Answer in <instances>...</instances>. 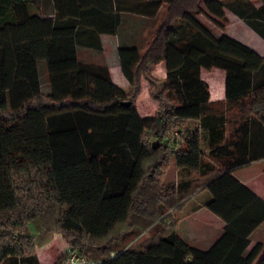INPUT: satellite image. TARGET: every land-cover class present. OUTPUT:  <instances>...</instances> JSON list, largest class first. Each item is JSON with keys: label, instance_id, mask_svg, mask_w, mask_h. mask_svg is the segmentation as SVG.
Returning <instances> with one entry per match:
<instances>
[{"label": "trees", "instance_id": "trees-1", "mask_svg": "<svg viewBox=\"0 0 264 264\" xmlns=\"http://www.w3.org/2000/svg\"><path fill=\"white\" fill-rule=\"evenodd\" d=\"M229 1L0 0V264H34L35 247L54 233L95 264H264V245L247 250L264 202L232 175L264 158V59L223 34V48L247 59L231 57L184 20L202 5L225 22ZM258 2L247 12L229 7L264 39ZM126 14L160 17L128 93L102 103L110 72L77 51H100L99 36L116 35ZM160 62L163 80L152 75ZM202 69L225 72L224 103L209 102ZM143 82L158 104L149 117L136 108ZM172 170L186 177L164 185ZM203 191L205 209L224 223L206 251L178 237L171 214Z\"/></svg>", "mask_w": 264, "mask_h": 264}, {"label": "crops", "instance_id": "crops-1", "mask_svg": "<svg viewBox=\"0 0 264 264\" xmlns=\"http://www.w3.org/2000/svg\"><path fill=\"white\" fill-rule=\"evenodd\" d=\"M132 17H138L140 19H150L143 16H135L126 14L123 16V21L119 31L116 35L102 34L99 36L101 50L95 51L90 49L79 48L78 58L84 64L104 65L110 72V83L107 91L111 90L112 93L117 95H126L130 88V81L128 73L126 71V59H132L133 52L137 44V38L142 30L138 25H134V19ZM228 18V16H226ZM139 21V20H138ZM251 31L259 40L261 47L256 49L246 44L249 49L254 51L260 58L264 59V39H262L257 33L249 28L245 23L240 24ZM240 42V41H239ZM243 44V43H242ZM255 49V50H254ZM130 62V61H129ZM136 63V61H135ZM128 64V63H127ZM159 68V69H158ZM156 69L160 70L159 75H156ZM154 78L158 80L165 79V64L160 62L156 65L152 72ZM200 77L203 82L208 86L209 102L211 103H224L225 102V72L221 69L205 70L202 69ZM144 83H142V90L144 89ZM141 90V92H142ZM152 103L157 105L156 102ZM228 113L224 111V114ZM149 117V116H141ZM231 125H225V132L228 135L232 127ZM203 137V143L201 150L203 152L204 161L209 160V153L211 151L208 146L209 131L208 129H201ZM256 143L262 144V139ZM224 144V141L223 143ZM258 144V145H259ZM260 144V145H261ZM264 147V146H262ZM232 175L236 178L244 187H246L251 193L257 196L262 202H264V158L258 159L246 165L243 168L235 170ZM210 199V195L207 191L200 192L194 195L191 199L186 201L180 211L177 212V223L179 231L182 229L187 234V242L194 244V240L191 237L192 233L189 228L183 227L189 222H202L200 223L204 229L208 230V238L206 239L207 245L212 242L217 236H219L224 228V223L209 212L204 207V203ZM173 214V213H172ZM264 227L262 223L250 236V245L248 251L254 247V245L260 243L258 239H254V235ZM177 228V229H178ZM29 233L35 234L34 227L28 226ZM179 234V233H178ZM191 237V238H190ZM205 241V240H204ZM191 244V245H192ZM212 244V243H211ZM210 245V244H209ZM70 249L69 243L63 240L60 233H54L49 243L42 247H35V262L34 264H56L57 260ZM20 264V263H19Z\"/></svg>", "mask_w": 264, "mask_h": 264}, {"label": "rangeland", "instance_id": "rangeland-1", "mask_svg": "<svg viewBox=\"0 0 264 264\" xmlns=\"http://www.w3.org/2000/svg\"><path fill=\"white\" fill-rule=\"evenodd\" d=\"M227 7L225 8V16H228L226 18L225 22L222 21H214V19L209 16L202 5H200V12L197 14L193 15H187L185 17V21L193 26L196 30L200 31L205 35L207 38L212 40L218 47L227 55L231 57H235L240 60H245L247 59L245 57V53L241 52L235 47H232L226 43H224V48H223V42L220 40L221 36L223 34L230 36L231 38L240 41L243 44H246L250 47H254L256 49H259L261 45H259V40L257 37L246 27H243L240 24H244V21L240 19L236 14L233 13V11L230 9L229 6L236 7L239 10H244L248 11L251 7H257L259 6L258 0H234L232 2L226 3ZM241 10V11H242ZM159 16L154 19H140L138 17H132L134 19V25L139 26L142 28L140 31L138 38H137V44L135 47V51L133 52V57L132 59H126V71L128 73V78L130 81V70L135 64V61H137L138 57L141 55L143 50L145 49L146 44L150 41L152 37L153 30L155 29L158 21H159ZM139 20V21H138ZM255 50V49H254ZM254 54H256L253 51ZM257 55V54H256ZM258 56V55H257ZM260 58V57H259ZM262 59V58H261ZM130 61V62H129ZM128 63V64H127ZM159 69V68H158ZM160 70L156 69V75H159ZM39 74H40V82H41V92L43 94H48L49 88L46 82V72L43 64L39 65ZM109 86V85H108ZM109 89V88H108ZM142 90V88H141ZM149 86L145 82L144 83V89L140 93L137 101H136V108L139 116H152L157 107V105H154L152 103V100L149 97ZM116 96H121L123 97L124 95H117L116 93H112L111 90L107 91L106 95L103 96L102 98V103H107L109 102L112 98ZM154 102V101H153ZM65 110H59V111H53V110H44L43 114L44 115H54L58 113H62ZM158 145V143H157ZM186 175H180L179 173H176V171L172 170L171 172L165 174L163 178V184L164 185H171V184H176L181 178H185ZM172 214V213H171ZM173 218L176 220L177 219V213L172 214ZM177 221V220H176ZM202 222H189L185 224L183 227L189 228L192 233V238L194 240V244L187 242V234L179 228L177 229V234L178 237L185 242L187 245L194 247L198 250L201 251H206L209 249V247L215 242V240L219 237L217 236L212 242H210L208 245L206 243V239L209 236L208 230L204 229L201 227L202 225L200 224ZM190 237V238H191ZM254 239L259 240V244L264 245V227H262L253 237ZM64 240V239H63ZM205 240V241H204ZM65 241V240H64ZM212 243V244H211ZM192 244V245H191ZM255 246V245H254ZM251 250V249H250ZM67 253V252H66ZM264 253V251L261 252V254ZM260 254V255H261Z\"/></svg>", "mask_w": 264, "mask_h": 264}, {"label": "built area", "instance_id": "built-area-1", "mask_svg": "<svg viewBox=\"0 0 264 264\" xmlns=\"http://www.w3.org/2000/svg\"><path fill=\"white\" fill-rule=\"evenodd\" d=\"M60 264H95V263L87 260L85 257L69 249L66 253V257Z\"/></svg>", "mask_w": 264, "mask_h": 264}, {"label": "water", "instance_id": "water-1", "mask_svg": "<svg viewBox=\"0 0 264 264\" xmlns=\"http://www.w3.org/2000/svg\"><path fill=\"white\" fill-rule=\"evenodd\" d=\"M123 104H124L125 106H129V105H130V102H123Z\"/></svg>", "mask_w": 264, "mask_h": 264}]
</instances>
